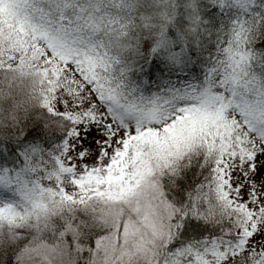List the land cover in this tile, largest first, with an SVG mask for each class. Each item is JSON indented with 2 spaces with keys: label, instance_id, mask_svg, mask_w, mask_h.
<instances>
[{
  "label": "snow or ice",
  "instance_id": "snow-or-ice-1",
  "mask_svg": "<svg viewBox=\"0 0 264 264\" xmlns=\"http://www.w3.org/2000/svg\"><path fill=\"white\" fill-rule=\"evenodd\" d=\"M122 6L124 0H0V68L31 72L46 83L40 107L60 117L64 127L51 158L54 167L43 170V179L53 181V187L41 185L37 175L43 161L34 164L32 155L21 153L23 167L17 166L18 148L48 142L40 118L25 124L14 139L0 141V187L8 189L0 191L5 198L0 221L22 227L28 215L45 209L46 200L84 203L89 193L111 198L139 179L145 162L156 168L166 165L175 199L163 264H240L241 255L245 264H264V196L257 194L264 192V91L253 99H236L232 87L226 100L221 93L230 83L229 71L237 73L252 60L253 39L258 36L264 47V0H186L183 7L177 0L158 3L155 16L164 23L156 48L170 43L179 47L177 42L183 41L188 51L172 52L175 63L152 60L141 75L151 82L186 72L188 76L178 77L184 84L189 77L201 81L200 66L210 63L208 72L215 78L206 73L196 86L161 90L137 105L118 83L121 60L111 46ZM169 23L183 26L192 42ZM204 31L215 36L207 48ZM152 45L150 39L143 41L145 54ZM67 70L81 81L74 92L60 87ZM153 133L164 143L153 141ZM201 149L205 164L214 165L212 176L186 202L190 176L179 164ZM29 174L35 177L31 187ZM15 239L25 244L22 235ZM15 255L16 247H9L0 254V264H14Z\"/></svg>",
  "mask_w": 264,
  "mask_h": 264
},
{
  "label": "trees",
  "instance_id": "trees-1",
  "mask_svg": "<svg viewBox=\"0 0 264 264\" xmlns=\"http://www.w3.org/2000/svg\"><path fill=\"white\" fill-rule=\"evenodd\" d=\"M186 0H177V3L180 7H183V4ZM157 8V9H156ZM156 9V12L159 11L158 4H156V0H124V6L119 9V16L120 21H127L130 26L126 27H117L116 33H111V42L113 46V53L118 55L121 64L117 70V77L118 83L121 86L122 91L128 96L129 102L133 105H137V103L145 96H150L152 94H160L161 90L168 91L172 88H179L185 89L186 85H198L201 81H204L206 73L210 76L212 73L208 72V68L210 67V63L208 65H201V81L193 80L189 77L188 81L184 84H181V80L178 77L188 76L186 72H179L177 71L172 76H165L159 81H148L147 77L142 76V71H147V68L152 60H159L164 61L165 63H171L166 56V52H163L160 47L156 48L155 41L157 39V33L160 31V25L164 22L161 21L158 17H153L150 21H145L146 15L149 13H153ZM116 10H114L115 13ZM154 12V13H156ZM179 14V13H177ZM172 28H174L173 24L171 23ZM176 26V25H175ZM179 27V28H178ZM175 27L176 30H179L184 35L183 31H185L183 26ZM120 35V38L118 37ZM117 37V38H116ZM203 39L206 41L204 47L207 48L209 43L214 44L215 36L210 35L208 31H204L202 34ZM145 39H150L153 41L152 47L149 48L147 54L144 53L142 49V44ZM199 39V37H198ZM185 40L188 42H192V38L190 35H185ZM184 47H176V50L183 49L182 54H187V46L182 41ZM193 44L194 47L198 45ZM262 41L257 36L253 39L250 52L252 54V60L250 62H245L244 66L241 70L237 73H234L237 77L235 84H241L242 81L247 82H260L264 84V47H261ZM134 46V47H133ZM132 47V48H131ZM214 50V49H213ZM209 57V53L207 51L204 52V59L207 60ZM205 69V71H203ZM122 74L123 79H119V75ZM245 74V75H243ZM213 75V74H212ZM232 72L229 71L228 78H232ZM244 77V80L242 77ZM246 79L247 77H249ZM257 77V78H254ZM74 78V77H73ZM75 79V78H74ZM259 79V81H258ZM78 80V79H77ZM81 82V81H80ZM81 84V83H79ZM150 84L151 86L145 90V85ZM235 84L232 83H225L224 87L222 88L223 91H227L228 88L232 87L235 88ZM77 88V86H76ZM76 88H73L75 91ZM147 99V98H146ZM145 99V100H146ZM45 116L43 112L37 114V118L42 120V127L45 130V133L48 137V142H42L40 140L33 141L32 143L25 144L23 147L17 149V154L20 155L21 153L30 154L33 157L34 164H40L42 161L41 168L38 170L37 175L41 177L40 182H45L46 180L43 179L44 169L45 168H53L54 163L51 161V158L56 154V149L62 143V140L57 139V137L62 136L64 134V127L63 123L58 116ZM2 147V146H0ZM36 149L35 152L32 150ZM231 161V160H230ZM147 168H149V164L146 163ZM17 166L23 167V155H20V160L17 161ZM210 162L205 164V158L201 153H194L190 157H186L183 162L179 164V168L181 172H188L190 176V180L188 182V186L185 188V197L186 202L187 198L190 194H198V190L201 185H207L211 179L212 172L211 167H213ZM9 170L13 169V165H6ZM190 169H194V171H190ZM163 177L161 179V183L159 184V188L163 191L167 202L171 204L174 201L175 197L173 194L174 184L171 183L169 174L166 173L168 171L166 167H163ZM165 174V175H164ZM151 176V172L149 173L146 178ZM35 177L31 174L28 175L27 179L29 180V186H31V180ZM155 178V177H154ZM140 183V182H139ZM138 183V187H140ZM149 183V182H148ZM151 184V183H149ZM133 185V184H132ZM152 185V184H151ZM134 186H131L133 189ZM8 189L0 187V191H7ZM204 191H207V188H204ZM4 197H0V201L4 200ZM130 199L132 197L130 196ZM15 200L19 201V197L16 196ZM107 200H109L107 198ZM112 200V199H111ZM116 201V200H115ZM122 203V202H117ZM115 204V203H113ZM50 204H46V208L41 212V215L46 214L48 211ZM29 211H32L31 205L28 206ZM23 214V208L20 209ZM50 215V216H49ZM50 217V223L45 221V217ZM36 217V216H35ZM7 222V221H0V223ZM37 225L44 227L46 231L44 232V236L51 238L54 236L59 235V232L63 231L64 236H67L68 232L65 230V223L66 218L60 217L56 213H50L45 216H40L38 220H36ZM64 223V227L63 224ZM107 227L104 225L95 226V228H91L90 230H81L80 232H85L79 242H81L82 246L85 248H90L95 240L100 237ZM20 232L22 233L23 238L25 241L29 239L31 236V232L25 227H19ZM104 229V230H103ZM23 230V231H22ZM70 235V234H68ZM71 236V235H70ZM68 246L70 242V248L72 245V239L68 238ZM192 242H195L193 239ZM5 253V252H3ZM0 253V254H3ZM161 264H163L162 259L160 258Z\"/></svg>",
  "mask_w": 264,
  "mask_h": 264
},
{
  "label": "rangeland",
  "instance_id": "rangeland-1",
  "mask_svg": "<svg viewBox=\"0 0 264 264\" xmlns=\"http://www.w3.org/2000/svg\"><path fill=\"white\" fill-rule=\"evenodd\" d=\"M156 4L158 3L156 2ZM156 9L153 13L151 12L146 15L145 21H150L153 17H156L154 13L156 12ZM125 25L130 26L127 21H121L117 27H125ZM170 25L171 23L167 24V27L172 28ZM173 26V31H177L175 27L178 26H175L174 24ZM116 31L118 32V30H114L112 33L115 34ZM183 32L186 33L185 31ZM185 35H187V33ZM118 37L120 38V35ZM169 40H171V38H169ZM177 43L179 44V47H184L182 41H178ZM111 46L115 47L112 42ZM160 49L163 52H166V56L171 63H175L177 59L176 57H171L170 54L172 52H183L182 48L180 50H176V47H174L171 43L167 46L160 47ZM69 75L71 76V79L67 81L61 77L60 87L66 91L72 90L74 92L73 88H76V86L81 82L80 80H77L76 76L72 72ZM210 76H212L213 79L215 78L212 74ZM230 77L228 78L230 83L235 84L237 77L240 76H235L233 74L232 78ZM244 77L245 76L242 77L243 80ZM248 78H250V76L246 79ZM253 89H255V92H253ZM235 90L237 92L236 99H239L240 95L253 99L256 93L264 91V84H260V82L242 81L241 84H235ZM209 92L214 94L211 88H209ZM221 93L226 100L229 92L221 89ZM158 95L156 93L150 96H145L137 104L143 103L146 98V100H150L154 96ZM152 140L164 143V141L161 140L155 133L152 134ZM257 151H259V148H257ZM229 163H231L230 160ZM257 163L259 164L260 161H257ZM164 167L167 169L166 165ZM148 169L149 173L151 172V176L146 178L148 175ZM161 169L162 168H156L154 165H149V168H147L145 164V167L140 170L141 175L139 179H137L133 185L128 186L127 190L124 188L120 189L118 193L113 195L111 198H108L109 200H107V198L98 197L89 193L85 198L84 203H80L77 200V202L64 204H102L105 209L102 224H94L88 216L81 213L72 215L64 209H58L56 212H53L58 214L60 217L66 218L65 230H67V232L69 228H72V232H68L71 236L68 234L67 236L72 239L71 247L75 249L77 253L76 264H93V262L96 261H98L99 264H161V251L165 242L168 240L167 227L169 224V217L173 211L171 204L167 202L163 191L159 188V184L161 183L160 178L163 177L162 174L164 172ZM166 173L169 174L168 171H166ZM125 183L127 184V182ZM138 183L140 184V187H138ZM247 183L252 184L253 181L248 180ZM41 185L45 187H53L54 182L46 180L43 183L41 182ZM131 186H134V188L131 189ZM256 188L258 189L259 186L256 185ZM257 194L264 196V192H258ZM130 196L132 199H130ZM55 199L59 201V197H56ZM46 204L61 205L60 203H51L47 200L45 201V205ZM29 212L31 213L32 211ZM41 212L42 211L30 215L36 216V220H38L40 216L49 214L47 211L46 214L41 215ZM62 225L64 227V223ZM98 225L106 226L107 230H105L103 234L95 240L90 248L83 247L81 242H79V239H81V236L85 232H80V229L90 230ZM20 230L21 229L17 227V231L20 232ZM59 235L64 236V232H59ZM67 236H65V239H67Z\"/></svg>",
  "mask_w": 264,
  "mask_h": 264
},
{
  "label": "clouds",
  "instance_id": "clouds-1",
  "mask_svg": "<svg viewBox=\"0 0 264 264\" xmlns=\"http://www.w3.org/2000/svg\"><path fill=\"white\" fill-rule=\"evenodd\" d=\"M156 2L162 3L163 0H156ZM70 73L71 70H67V74L62 73L65 81L71 79ZM46 87V83H41L39 77L31 72L22 75L0 68V141L14 139L25 124L31 126L30 122L37 120L38 113L43 112L45 116L49 115L39 103L40 93ZM52 118L55 119V117ZM40 122L42 124V120ZM58 209H64L72 215L84 214L94 224L103 223L105 209L99 203L50 204L48 213L56 212ZM45 221L50 223V217L46 216ZM22 225L31 232V236L24 245H19L15 236L22 235V233L17 231V227L9 226L7 222L0 223V253L15 246L14 264H76L77 253L75 249L68 246L65 236L45 237L46 229L37 225L34 215H28L22 221ZM68 232L71 233L72 228H69ZM93 264H99V262L96 261ZM240 264H245L244 255L240 257Z\"/></svg>",
  "mask_w": 264,
  "mask_h": 264
}]
</instances>
